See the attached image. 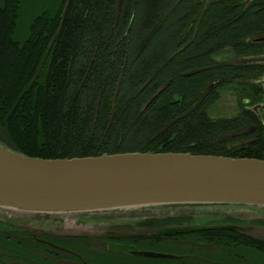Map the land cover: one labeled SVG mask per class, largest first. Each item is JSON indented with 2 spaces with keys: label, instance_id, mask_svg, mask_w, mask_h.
I'll list each match as a JSON object with an SVG mask.
<instances>
[{
  "label": "trees",
  "instance_id": "1",
  "mask_svg": "<svg viewBox=\"0 0 264 264\" xmlns=\"http://www.w3.org/2000/svg\"><path fill=\"white\" fill-rule=\"evenodd\" d=\"M262 35L264 3L255 0H0L4 143L47 160L172 152L264 161V125L243 101L231 117L209 116L219 91L232 85L250 107L264 99L256 84L264 68L233 62L264 50L250 42ZM224 51L230 60L213 59ZM185 222L139 220L145 233L120 240L175 253L182 249L160 245L202 244L227 250L228 261L213 255L216 264H264V239L235 225L179 232ZM12 237L0 230V250L15 252L20 242Z\"/></svg>",
  "mask_w": 264,
  "mask_h": 264
},
{
  "label": "water",
  "instance_id": "2",
  "mask_svg": "<svg viewBox=\"0 0 264 264\" xmlns=\"http://www.w3.org/2000/svg\"><path fill=\"white\" fill-rule=\"evenodd\" d=\"M243 62L264 63V56ZM261 83L264 90V80ZM253 110L260 117L264 105ZM188 206L264 210V161L172 152L47 160L0 144L1 210L106 219Z\"/></svg>",
  "mask_w": 264,
  "mask_h": 264
},
{
  "label": "rangeland",
  "instance_id": "3",
  "mask_svg": "<svg viewBox=\"0 0 264 264\" xmlns=\"http://www.w3.org/2000/svg\"><path fill=\"white\" fill-rule=\"evenodd\" d=\"M215 60H230L231 54L227 51L221 52L213 57ZM234 62V61H233ZM240 91L236 85L223 88L219 91L218 101L209 109V116L212 118H226L237 114L240 110L241 103L244 97L239 96ZM3 135L0 132V143L7 147L4 143ZM119 216V217H118ZM113 215L110 218L99 217H84L80 215H21L11 213L0 209V230L6 236H13L14 242L18 241L19 248L12 250H0L3 264H75L70 260L65 263L63 259H52L44 255L45 247H34L27 243L28 239L20 234V231H30L37 237H45L51 240L63 238H76L80 245L87 244L86 249L77 247V253L84 254L88 259L99 260L100 264H120L125 262L127 257L116 255L122 244L120 237L145 233L144 228H139L136 221L152 218L165 217H185L189 218L190 222H185L182 227H209V226H228L235 225L247 236L262 240L264 239V210L241 208V207H204V206H188L171 209H151L142 211L138 214L127 217V213ZM16 234V236L14 235ZM43 234V235H42ZM66 240V239H65ZM70 240V239H69ZM72 240V239H71ZM118 242V243H117ZM116 244V246H114ZM183 244V243H182ZM32 245V247H31ZM162 249H182L181 253L186 254L189 249H192L191 262H200L202 264H216L214 260L217 257H222L221 253H226L227 250H220L214 246H206L202 244L188 246H172L170 243L160 245ZM22 252L21 254L17 253ZM180 251V250H179ZM112 253V254H111ZM233 253L240 254L247 262L249 257H256L261 260L258 254H251L247 250L234 251ZM214 255V256H213ZM112 262L107 261L113 258ZM47 261H45L46 259ZM226 259V257H222ZM228 261V259H226ZM244 262V261H243ZM251 262V261H249ZM156 264H182L176 260H155ZM252 263V262H251Z\"/></svg>",
  "mask_w": 264,
  "mask_h": 264
},
{
  "label": "flooded vegetation",
  "instance_id": "4",
  "mask_svg": "<svg viewBox=\"0 0 264 264\" xmlns=\"http://www.w3.org/2000/svg\"><path fill=\"white\" fill-rule=\"evenodd\" d=\"M244 1H246L247 3H250V2H253L254 0H244ZM255 1L260 2V3H264V0H255ZM250 42L252 44L255 43V44H260V45L264 46V35L257 37L255 39H251ZM258 56H264V50H262L259 54L255 55V56H249V57L234 59V62L237 65L251 64V65H255L254 67L264 68V63H244L243 62V59L253 58V57H258ZM263 80H264V76L260 80H257L256 84H258L259 87L262 89V93H263V97H264L263 85L261 83ZM249 103L250 102H249L248 98L243 99V106L245 108L251 109L257 115L260 123L262 125H264V120L261 118V116L259 117L258 114L253 110V108L257 105H264V99L262 100V102L255 104L253 107H250ZM260 111H264V110H260ZM253 128H254V130H253V132H254L255 127H253ZM246 133L249 134V132H246ZM238 228L239 227H237V229L235 231L238 232L239 231ZM179 232H181V231H179ZM20 234L22 235L23 233L20 232ZM14 235L16 236V234H14ZM23 236H24V234H23ZM65 239L63 238V241L60 239L51 240V239H47L43 236L37 237L33 233L31 239H29L27 243L32 244L34 247H36V249H38V247H41V246L43 248L45 247L46 249L44 250V255L49 256L52 259H63V261L65 263L69 262L70 260L71 261L73 260L75 264H100L99 262L91 261L84 254L77 253L75 248H73V247L80 246V247H78L79 250L80 249H86L87 244L86 245L85 244L80 245L79 242L76 240V238H70L69 237V238H65ZM32 245H31V247H32ZM17 246H19V245H17ZM114 246H116V244ZM117 246H120V249L118 250L116 255H112V256H118L120 254L124 257H127V260H125V262L121 261L120 264H127V262H129V261L132 262L134 260L138 262L137 264H148L149 260H147V259L153 258V257H151V254L162 255V258H156V259H161V260L168 259V260H176V261H180V262H190V261H192L190 259H193L192 253H187V255L186 254H177L175 252H172L171 250H169V251L152 250V249L148 248L147 246H143V245H137L136 246V245H131L128 243H122V244L118 243ZM147 255H149V256H147ZM165 256H167V257H165ZM45 261H47V259Z\"/></svg>",
  "mask_w": 264,
  "mask_h": 264
}]
</instances>
